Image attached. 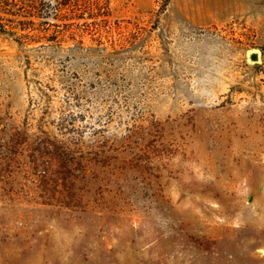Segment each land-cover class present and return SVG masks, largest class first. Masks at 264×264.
I'll return each instance as SVG.
<instances>
[{
  "label": "rangeland",
  "instance_id": "374dc122",
  "mask_svg": "<svg viewBox=\"0 0 264 264\" xmlns=\"http://www.w3.org/2000/svg\"><path fill=\"white\" fill-rule=\"evenodd\" d=\"M0 264H264V0H0Z\"/></svg>",
  "mask_w": 264,
  "mask_h": 264
},
{
  "label": "water",
  "instance_id": "95a60500",
  "mask_svg": "<svg viewBox=\"0 0 264 264\" xmlns=\"http://www.w3.org/2000/svg\"><path fill=\"white\" fill-rule=\"evenodd\" d=\"M257 59H258L257 55H252V56H251V60H252V61H257Z\"/></svg>",
  "mask_w": 264,
  "mask_h": 264
}]
</instances>
